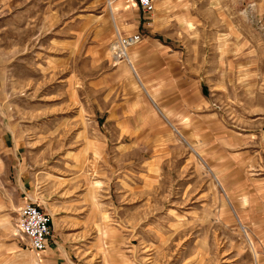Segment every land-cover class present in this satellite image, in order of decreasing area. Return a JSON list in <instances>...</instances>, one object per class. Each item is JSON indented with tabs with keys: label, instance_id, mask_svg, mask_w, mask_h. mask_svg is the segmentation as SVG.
Returning a JSON list of instances; mask_svg holds the SVG:
<instances>
[{
	"label": "rangeland",
	"instance_id": "obj_1",
	"mask_svg": "<svg viewBox=\"0 0 264 264\" xmlns=\"http://www.w3.org/2000/svg\"><path fill=\"white\" fill-rule=\"evenodd\" d=\"M153 2L0 0V264H264V0Z\"/></svg>",
	"mask_w": 264,
	"mask_h": 264
},
{
	"label": "built area",
	"instance_id": "obj_2",
	"mask_svg": "<svg viewBox=\"0 0 264 264\" xmlns=\"http://www.w3.org/2000/svg\"><path fill=\"white\" fill-rule=\"evenodd\" d=\"M143 14H150L154 10L153 0H134ZM140 41L138 34L118 36L112 43V55L118 63L127 59L128 48ZM51 216L33 202L24 203L18 210L16 228L26 237L28 245L35 251H41L49 245L51 237Z\"/></svg>",
	"mask_w": 264,
	"mask_h": 264
},
{
	"label": "crops",
	"instance_id": "obj_3",
	"mask_svg": "<svg viewBox=\"0 0 264 264\" xmlns=\"http://www.w3.org/2000/svg\"><path fill=\"white\" fill-rule=\"evenodd\" d=\"M132 58V57H131ZM110 66H112V65H110ZM118 66H122V64L121 65H118ZM124 66V65H123ZM126 66V65H125ZM135 73H136V71H135ZM112 117V116H111Z\"/></svg>",
	"mask_w": 264,
	"mask_h": 264
},
{
	"label": "bare ground",
	"instance_id": "obj_4",
	"mask_svg": "<svg viewBox=\"0 0 264 264\" xmlns=\"http://www.w3.org/2000/svg\"><path fill=\"white\" fill-rule=\"evenodd\" d=\"M112 50V49H111ZM127 58H128V55H127Z\"/></svg>",
	"mask_w": 264,
	"mask_h": 264
}]
</instances>
